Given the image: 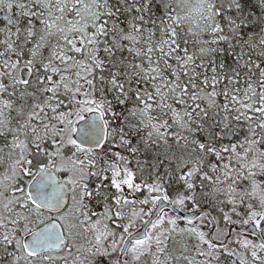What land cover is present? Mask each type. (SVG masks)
Instances as JSON below:
<instances>
[{
	"label": "snow or ice",
	"instance_id": "6c2138e0",
	"mask_svg": "<svg viewBox=\"0 0 264 264\" xmlns=\"http://www.w3.org/2000/svg\"><path fill=\"white\" fill-rule=\"evenodd\" d=\"M0 264H264V0H0Z\"/></svg>",
	"mask_w": 264,
	"mask_h": 264
}]
</instances>
